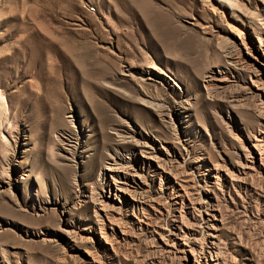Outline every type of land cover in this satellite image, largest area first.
<instances>
[{
	"label": "rangeland",
	"instance_id": "1",
	"mask_svg": "<svg viewBox=\"0 0 264 264\" xmlns=\"http://www.w3.org/2000/svg\"><path fill=\"white\" fill-rule=\"evenodd\" d=\"M263 33L264 0H0V264H264V165L237 173L264 148L263 103L226 56L248 62L240 39ZM117 156L148 204L107 185ZM191 197L217 211L215 237ZM180 218L193 255L172 247Z\"/></svg>",
	"mask_w": 264,
	"mask_h": 264
},
{
	"label": "bare ground",
	"instance_id": "2",
	"mask_svg": "<svg viewBox=\"0 0 264 264\" xmlns=\"http://www.w3.org/2000/svg\"><path fill=\"white\" fill-rule=\"evenodd\" d=\"M236 34H238V33H236ZM240 43L243 44V46L245 47L246 53L248 54V56H250V60H248V62L243 61L238 55H236L237 51L235 52V49H232L231 48L233 51L232 50H228L226 52V56L228 57L227 62H228V65L231 68L242 69V68L245 67V68L248 69L249 79H250V82L252 84V89L249 90V92H251L253 94H256L259 97V102L261 101V103H263V106H261L263 109L258 110V108H257V110H258L257 112H258V116H260V118L262 120H264V80H263V78H264V33L263 34H258V35L256 34V35H252V36L251 35L250 36L249 35H246L245 37L242 38V40L240 39ZM228 70H229V68H228ZM217 72L220 73V76L222 75V77H220V78H224L225 77L223 75L225 73V69L218 70ZM206 76L208 77V79H205L204 80L205 81L206 92L208 94H210V93L212 94V92L215 90V88H218V87H221L222 86L221 85L222 83L221 82L212 83L210 81L212 80L213 76L212 75H209V74L208 75H205V77ZM218 80L219 81H227L225 79H218ZM232 94H231V96L229 95L230 97L233 98V99H230V100H232V101L234 100L235 103L238 102L237 101L238 99L236 98L237 96L236 95H232ZM0 100H1V96H0ZM1 103H2V101H1ZM142 104H144L146 106H149L151 108L154 105L155 108L158 109V110L159 109H162L161 106H164V105L152 103L151 101H148V99L147 100L146 99H142ZM172 108H174V107H172ZM263 123H264V121H263ZM128 135L127 136L126 135H122V134H120L118 132L115 133V136L117 137L118 142H120L122 144L124 142H128L129 144L132 143L130 141H132L133 139L132 138H128V137H132V136H128ZM134 144L137 145V146H139L140 149H141V152H142L140 160H142L143 164H141L140 169L141 170L144 169V166L146 164H149V166L152 167L151 168L152 172H154L156 174H159L160 176H163L169 182V179L171 178V175H169V174L171 172L166 169V168H168V166L166 167L164 165V162H162L164 159L163 158L160 159L155 154V153L159 152V150L158 151H155V147L154 148L153 147H149L151 145H147L144 141L143 142H140V141H137L136 140L134 142ZM73 148H75V147H73ZM147 148H150L152 150L147 151ZM67 149L69 150V148H67ZM74 151H75V149H74ZM248 155L251 158H249V157L246 158V161L243 162V163H241L237 167V173L238 174H241V175L246 174L247 170L249 168H252L253 163H255V160L258 157H259L261 166L264 165V148L261 146L260 142H255L253 144V148H252L251 152H248ZM117 158L119 159V161L114 160V162L112 164L109 163V164H107V166H105V168L107 170L111 171L112 172V175H113V177L111 176L112 177V181L108 182L107 185L110 186L111 188H114V192L115 191H120V192L129 194V196L131 198V200H130V203L131 204H134V205H137V204L138 205H143L145 203L148 204L147 201L150 200L148 198V196L145 193H143V190L142 189L141 190H138V187L140 185H139V183H136L137 182L136 176H139V174L137 175L136 170H131L130 169L131 167L129 165H127L128 162L124 159L125 157H123V156H117ZM170 166H171V164H170ZM254 171H256V170H254ZM173 173H172L173 178L176 179L177 177L174 176ZM238 174H237V176H238ZM233 175H236V174H233ZM232 178H233V176H232ZM243 178H245V177H243ZM243 181H245V180H243ZM178 186L180 187V189L177 188L176 185L174 187V184L173 183L172 184L171 183L168 184V187H171L172 189L174 188V194H175V196H178L181 199V201L183 202V199L185 198V195L186 196L187 195L189 196V193L187 191L188 188L187 189H184V188L181 187L180 184H178ZM140 188H142V187H140ZM91 198H93L95 200H98L94 196H91ZM151 200H152V198H151ZM189 202H192L194 204V207H193L194 210H196L198 212H205L207 214L206 217H203L202 218V220L204 222V227H205V229L203 231L204 236H208V234H209L210 236L215 237L217 235L216 232L219 230V224L221 223V219L217 217V211L216 210L214 211L215 208L214 209H211V210H209L207 212V211L203 210V207H205V205L202 203L203 201L201 200V202H200L199 199H198V202H195V201L193 202V197H191L189 199ZM175 203H177L176 200L174 201V204H173L174 206H175ZM175 209L176 208L174 207V210ZM197 215L200 216V213H197ZM173 216H176L177 217L178 214L177 215H173ZM193 216L194 215H192V213H190V217H193ZM176 217L174 218V221L175 222H176ZM182 218H183V216H182ZM178 221H180L179 224H176L175 222H172V224H173L172 227L174 229V233H172V235L174 236L173 237L174 238V241H173L172 247L175 248V251L176 252L181 253L180 255L187 256V253L188 252L192 253V255H193V253L195 252V250H194L195 248L192 245L194 244L195 240L193 241L192 237H190V236L194 233V230L195 229L192 228L190 224L188 225V223H185L183 221V219L181 220V218ZM176 238L180 239L181 241L180 242L177 241ZM200 243H201V241H200ZM202 243H203V241H202ZM201 244L199 246H200V248L202 250L203 248H202V245ZM213 244H214L213 239H209L208 240V238H207L204 245H208L211 248V246H213ZM207 261H209L210 264H221V263H219L220 260L218 261V258L217 257L216 258L210 257L209 259H207ZM196 263H199V262L196 261Z\"/></svg>",
	"mask_w": 264,
	"mask_h": 264
}]
</instances>
